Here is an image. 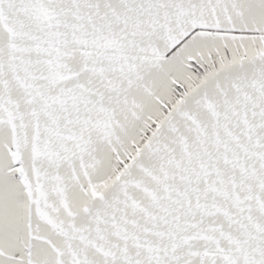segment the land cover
<instances>
[{"label":"snow or ice","instance_id":"6c2138e0","mask_svg":"<svg viewBox=\"0 0 264 264\" xmlns=\"http://www.w3.org/2000/svg\"><path fill=\"white\" fill-rule=\"evenodd\" d=\"M0 264H264V0H0Z\"/></svg>","mask_w":264,"mask_h":264}]
</instances>
